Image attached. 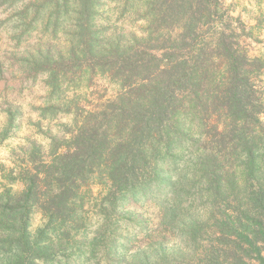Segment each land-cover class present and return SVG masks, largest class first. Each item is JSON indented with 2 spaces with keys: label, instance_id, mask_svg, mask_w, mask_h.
<instances>
[{
  "label": "trees",
  "instance_id": "trees-1",
  "mask_svg": "<svg viewBox=\"0 0 264 264\" xmlns=\"http://www.w3.org/2000/svg\"><path fill=\"white\" fill-rule=\"evenodd\" d=\"M104 1L143 27L102 35L95 21ZM216 1H28L25 9L54 14L43 26L72 20V39L57 42L55 56L48 45L20 66L47 77L40 118L64 108L72 129L47 149L32 145L22 190L0 191V264H86L101 244L104 259L123 264H264V89L256 85L264 64ZM68 74L105 76L118 91L86 107L80 88L63 89ZM94 177L114 202L155 198L170 241L127 257L114 230L89 232L82 190ZM33 208L43 225L31 234Z\"/></svg>",
  "mask_w": 264,
  "mask_h": 264
},
{
  "label": "rangeland",
  "instance_id": "rangeland-1",
  "mask_svg": "<svg viewBox=\"0 0 264 264\" xmlns=\"http://www.w3.org/2000/svg\"><path fill=\"white\" fill-rule=\"evenodd\" d=\"M28 1L15 0L10 3L9 0H0V191L9 187L15 193L22 190V184L18 181L19 173L27 165V154L32 145H41L47 149L50 137L62 135L64 131L72 129L71 117L65 114L64 108L56 116L52 114L44 119L40 118L39 109L45 107L44 102L49 98L47 77L42 71L29 73L20 67L23 57L33 51L46 50L48 45L52 46L51 54L55 56L58 49L56 43L72 39V20L62 15L59 28L43 26V17L48 15L52 19L54 14L47 13V5L43 9L40 7V13L35 14L32 7L25 9ZM216 2L219 6L218 13L223 16L222 20L226 21V16L233 17L232 23L243 49L250 57H257L264 64V0ZM22 12H26L24 20L21 19ZM51 19L50 22L53 21ZM95 23L97 27L103 28L102 35L113 33V29L131 31L143 27L134 17L121 13L119 4L110 1L99 3ZM82 77L79 82L77 74H68L64 78L63 89L80 88L77 95L81 97L82 103H86V107L113 97L118 91L105 76L95 75L91 80H88L87 74ZM256 85L264 89V67ZM161 191L164 192L163 188ZM108 194L109 186L97 177L92 178L89 186L82 190L85 218H88L85 223L89 232L96 231L98 227L100 237L108 238L110 231L114 230L111 235H115L119 243L127 242V257L139 247H149L157 241H170L169 234L161 225V214L155 198L139 201L125 198L114 202ZM154 195L158 198L163 196L161 193ZM111 202H114L113 210ZM105 222L108 223L106 228ZM42 225L40 211L33 208L29 232L33 234ZM104 256L101 244L96 257L86 264H123V261L110 259L108 256L104 259Z\"/></svg>",
  "mask_w": 264,
  "mask_h": 264
}]
</instances>
